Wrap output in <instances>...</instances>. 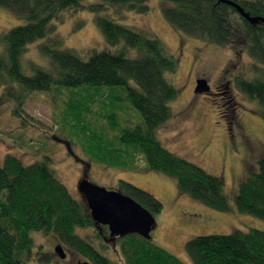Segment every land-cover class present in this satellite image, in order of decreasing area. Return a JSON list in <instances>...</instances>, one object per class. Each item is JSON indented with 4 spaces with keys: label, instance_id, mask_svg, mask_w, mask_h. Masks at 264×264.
I'll list each match as a JSON object with an SVG mask.
<instances>
[{
    "label": "trees",
    "instance_id": "trees-1",
    "mask_svg": "<svg viewBox=\"0 0 264 264\" xmlns=\"http://www.w3.org/2000/svg\"><path fill=\"white\" fill-rule=\"evenodd\" d=\"M161 1L164 20L179 34L250 58V76L238 77L235 88L257 102L264 121V0H230L256 19L252 22L217 0ZM0 8L22 21L0 34V87L14 104L13 116L22 120L21 106L32 93L64 91L69 102L60 118L63 135L56 141L78 146L90 162L106 168L136 170L141 159L144 170L173 179L180 195L219 213L231 211L221 178L168 152L157 139L158 129L173 117L169 105L178 90L169 76L176 71V59L149 32L105 15L109 9L119 19L130 12L146 14L148 0H0ZM66 11L92 13L106 48H63L52 22L59 23ZM43 39L38 49L44 65L34 63L28 68L31 75L24 74L22 56ZM93 106L99 108L100 126L88 121ZM48 163L44 156L24 165L8 154L0 164V264L30 261L33 232L54 236L62 248L90 264H118L103 255L116 243L119 264H184L137 235L121 237L114 245L101 240L86 203L80 195L75 199L69 194ZM116 190L153 217L162 210L153 196L126 182L118 181ZM234 210L264 222V157L257 172L239 185ZM90 228L101 241L99 249L77 233ZM184 252L190 264H264V232L193 237Z\"/></svg>",
    "mask_w": 264,
    "mask_h": 264
},
{
    "label": "rangeland",
    "instance_id": "rangeland-1",
    "mask_svg": "<svg viewBox=\"0 0 264 264\" xmlns=\"http://www.w3.org/2000/svg\"><path fill=\"white\" fill-rule=\"evenodd\" d=\"M93 2L84 0V4ZM162 3L161 0H148L149 12L143 15L130 12L119 19L112 9L105 15L119 24L149 32L176 59V71L169 76L178 90L177 98L169 105L173 117L158 129L157 139L168 152L221 178L230 212L210 210L180 195L173 179L144 170L145 163L141 159L137 161L136 170L106 168L90 162L78 146L69 144L66 147L56 141L55 138L63 135L60 118L69 102L67 93L61 90L29 95L21 106V120L13 116L14 104L0 87V164L8 154L24 165L47 156L50 168L75 199L79 197L77 182L85 169L88 179L95 185L116 190L118 181H122L147 192L162 206L161 212L154 216L156 227L151 233L152 242L184 264H190L184 245L193 237L229 235L233 231L264 232V222L234 210L239 185L250 173L257 172V162L264 157V121L257 102L247 99L235 88L238 77L250 76V58L245 53L237 58L227 47L179 34L164 20ZM60 17L59 23L55 20L52 24L56 26L55 35L63 41V48L77 52L106 48L92 13L66 11ZM21 24L17 17L0 8V34ZM44 41L38 40L27 47L20 61L24 74L31 75L28 68L34 63L44 65L38 49ZM197 79L207 82L209 95H206L208 92L194 94ZM223 85L228 86V92ZM98 110L97 106L91 109L93 116H89L88 121L92 125L103 124L97 119ZM131 123H135L134 120ZM77 233L95 248H100L101 241L92 228ZM30 237L34 243L32 258L25 264L87 262L65 248V258H58L54 248L59 242L52 235L33 232ZM114 246L116 251L117 243ZM114 250L103 251V255L119 264Z\"/></svg>",
    "mask_w": 264,
    "mask_h": 264
},
{
    "label": "water",
    "instance_id": "water-1",
    "mask_svg": "<svg viewBox=\"0 0 264 264\" xmlns=\"http://www.w3.org/2000/svg\"><path fill=\"white\" fill-rule=\"evenodd\" d=\"M217 1L233 7L250 22L256 20L248 18L241 8L230 0ZM208 91L209 87L205 80L196 81L194 94H202ZM76 188L81 199L86 203L92 221L98 226L107 227L110 238L137 235L145 240H151V233L156 227L154 217L131 198L117 190L106 189L93 184L88 179L87 169L82 172ZM54 253L60 259L65 258L63 248L60 245L54 248Z\"/></svg>",
    "mask_w": 264,
    "mask_h": 264
},
{
    "label": "flooded vegetation",
    "instance_id": "flooded-vegetation-1",
    "mask_svg": "<svg viewBox=\"0 0 264 264\" xmlns=\"http://www.w3.org/2000/svg\"><path fill=\"white\" fill-rule=\"evenodd\" d=\"M199 79V78H198ZM197 79V80H198ZM200 79H202V78H200ZM208 85V84H207ZM223 86H225V90H227V92L229 91V88H228V86L227 85H223ZM209 87V86H208ZM209 93H210V87H209V91H208V93L206 94V95H209ZM229 132H231V131H229ZM232 135V134H231ZM83 172V171H82ZM96 231L98 232V234L100 235V237H101V240H103L104 242H106V243H110V245L112 244V245H114L115 244V242L119 239V238H110L109 237V232H108V229H107V227H105V226H96Z\"/></svg>",
    "mask_w": 264,
    "mask_h": 264
}]
</instances>
